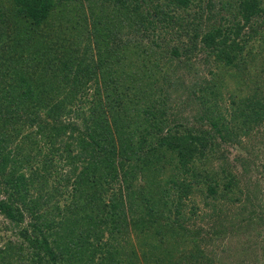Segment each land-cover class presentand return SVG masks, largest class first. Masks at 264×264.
Returning a JSON list of instances; mask_svg holds the SVG:
<instances>
[{"label": "trees", "instance_id": "obj_1", "mask_svg": "<svg viewBox=\"0 0 264 264\" xmlns=\"http://www.w3.org/2000/svg\"><path fill=\"white\" fill-rule=\"evenodd\" d=\"M201 1L0 0V213L12 234L0 246V264L94 263L82 253L91 245V228L78 219L50 222L40 217L45 205L61 213L55 198L51 201L61 193L68 197L64 209L70 215L75 211L88 225L94 223L95 208L111 238L121 231L128 238L131 230L147 239L149 228L155 226L156 242L165 243L169 233L180 227L179 208H187L185 200L163 201L159 190L168 181L156 177L164 172L165 163L176 160L174 187L187 194L191 185L187 174L194 172V162L221 156L230 134L250 135L262 129L264 137V19L259 22L262 29L252 19L264 17V1L259 5L245 0L251 9L219 18L211 2L207 12ZM49 17L54 22L48 24ZM126 25L136 33L150 27L174 29L175 39L194 42L184 55L201 44L206 84L183 82L189 93L185 101L195 98L202 106L190 115L193 123L175 114L169 117L170 95L165 89L178 82L169 73L155 87L159 98L147 106L136 100L133 103L140 108L129 107L123 101L128 89L137 93L143 80L153 77L151 71L162 54L154 52V39L149 37L147 45L143 36L123 41L116 37L110 47L105 34ZM48 27H58L61 36L47 37ZM68 28L79 37L65 35ZM179 49L167 48L164 58L182 57ZM125 62L126 83L120 81L123 73L118 74L124 71L118 66ZM222 90L231 93L228 101ZM136 93L131 98L141 100ZM61 162L68 167L63 172ZM119 173L125 194L133 180L141 182L138 187L132 184L136 191L131 189L126 201L128 211L136 216L130 221L116 219L117 211H122V194L110 204L100 196L101 181L118 178ZM216 173L220 184L225 180L239 190L235 172L228 175L222 167ZM126 242L123 238V249ZM199 251L180 252L176 264H191L190 256L192 264H216L214 260L199 263L197 259L204 257ZM117 259L109 258L107 264H132Z\"/></svg>", "mask_w": 264, "mask_h": 264}, {"label": "rangeland", "instance_id": "obj_2", "mask_svg": "<svg viewBox=\"0 0 264 264\" xmlns=\"http://www.w3.org/2000/svg\"><path fill=\"white\" fill-rule=\"evenodd\" d=\"M253 1L260 5L264 0H249V3L251 2V4H253ZM201 2L203 6L207 5L205 7L208 8V10L205 9L207 12L209 11L208 2H211L213 7L212 12L214 11L217 13V18H219L220 15L229 16L230 12H232V15H238L241 9L247 8L246 10H248V8H250L245 0L242 2L240 0H202ZM111 8V5H107L108 10ZM255 9H258V7ZM51 15L57 18L56 14ZM252 19L256 20L255 22L259 24L258 28L262 29V23L259 22H261L264 17H252ZM47 21L48 24L54 22H50V17ZM215 21L218 20L215 19ZM43 26L45 25L43 24L42 28ZM70 28L72 29L73 27ZM48 29L50 31L48 33L51 36L49 35L47 37L61 36V32L57 30L58 27H48ZM71 29L68 28L69 31L65 33V35L68 34V37H79V35L71 31ZM245 31L248 32V29ZM173 32L174 29H170V32H167V29L165 31V29H159L158 27H150L146 32L136 33L132 27L129 28L126 25L116 31L112 30V32H108L105 35L108 38L107 42L110 47L113 43L117 42V38L123 41L126 37L141 36L147 37L148 40L144 41V43L149 45L150 37L156 41L154 50V52L157 53L156 55H159V51H162V54H160V58L162 59H160V64L155 66V71H151L153 77L151 76L149 80H143L138 86L139 90L137 93L136 89H128L127 93L124 95L123 101L125 100V103L131 105L129 107H132V104H134L133 102L136 100H138V102L135 103H138L141 107L147 106L152 99L155 100V98H159L160 94L158 93V88L155 87L157 84L161 83L164 74L169 73L173 78L177 77L176 80L178 81L176 85H172V87L165 89L170 95V98L167 99V106L169 107L167 111L170 113L169 117L173 119L174 117L180 116L183 120L184 118H188L187 121L193 123L190 115L198 112V110L200 111L202 106L195 98H193L192 101L190 99L185 101L189 93L185 91L184 86L189 85L191 81L195 80L205 81L203 84H206L204 77H206L208 73L206 65L204 64L205 51L202 50V46L199 43L196 48L191 49L189 55L187 53L184 55V49L192 47L194 42L190 41L187 37H185V39H175ZM259 32L260 31H258V33ZM196 41H199V39H196ZM171 46L179 47V52L182 53V57L174 56V59L170 60L164 58L166 49ZM249 49L250 48H247L246 50ZM183 56L189 58V60H185ZM118 67H121L122 71L124 70L123 72L118 71L119 75L123 73V79L120 81L126 83L129 79L124 76L125 70H127V63L125 62V65ZM228 77L232 79V73H230ZM184 81L185 85L183 83ZM90 91H92V88L89 89V93ZM134 93L138 94L137 97L141 98V100L131 98ZM230 94V92L222 90L224 101L229 100L228 96ZM219 102L222 103L223 100ZM133 106L140 108V106H136L135 104ZM77 121V123H80L79 120ZM184 122H186V120H184ZM239 126L243 127L242 124ZM261 131L262 129H255L250 135L230 134V140L222 147L221 156H218L217 153L216 157H205L201 161L197 160L194 162L196 165L195 170H193L194 172L190 171V174H187L188 180L191 183L187 194H182L180 188L176 186L175 190L174 187L173 181L178 178L179 170L176 160H174L173 163H165L166 165L163 166L164 172L159 174L160 177H156L159 178V180L163 179L165 182L168 181V184H163L159 190L163 192V201L171 198L176 202L180 199L181 201L185 200L187 204V208H179L182 212L179 217L180 227H177L169 233L165 243L156 242L155 236L157 235V227L155 226L149 228L152 232L147 239H144L140 234H136V232L131 230L128 232V238L123 236V231H121L122 235L117 234L115 236L116 239L111 238V234L105 230L101 216V220H99V216L97 217L98 211L95 210V208L94 212L91 214L96 216L93 220L94 223L89 225L85 220L81 219L79 215L75 214V211L70 215L71 211L64 209L65 203H68V197L64 193L56 195L51 199L52 201L55 198V202L60 208L61 213L58 214L55 212L56 210L47 209L45 205V207L40 209V217L49 218L48 221L50 222L52 219L55 221L61 219L63 222L65 219H78L79 222L85 225V228H91V234L88 238L91 245L88 248L85 247L86 249L82 253L85 254V258H92L93 264H107L109 258L117 259L119 257L132 262V264H176L180 252L187 253L188 250H194L196 253L198 250L203 252L204 257H199L197 259L199 263H205L207 260H214L216 264H264V172L261 170V161L264 158V137ZM60 165L62 166L59 168L61 172L68 169L66 165H63V162H61ZM222 167L225 168L226 174L229 175V172H235L239 177V190L233 185H227L225 180H222L220 184L216 171H220ZM140 183L138 179L133 180L130 183V191L134 189L132 184L138 187ZM169 183L171 187L167 188ZM175 185L177 184L175 183ZM101 186L103 196L102 192L100 196L106 203H112L114 198L115 200H119L121 194L123 195L121 197L122 207L120 208L122 211L120 213V210L117 211L116 214L118 216L116 219L120 217L122 221L123 219L125 221H130L136 218L126 207V201L130 199L131 193L129 191V194H125L126 192L123 188V174L119 173L118 178L113 180L110 178H108L106 182L102 180ZM224 186L226 188H224ZM119 187L121 189H119ZM247 190L249 199H247L245 195ZM134 191L136 190L134 189ZM43 194L45 198H47L46 190ZM154 199L158 198L155 197L153 200ZM123 216L125 218H123ZM171 216L173 217L174 214H171ZM40 220L44 221V218ZM25 221L27 222L28 219L26 218ZM77 225H80V223H77L76 226ZM5 226H8L7 220L0 213V246L12 235L10 230L5 228ZM164 231L165 229L162 228L161 234L164 233ZM123 238L127 241L124 244L125 249H123ZM112 244H116V246H110ZM82 248L83 247H79V251H81ZM108 252H110V255ZM117 260L120 262L121 259ZM121 261L123 262V260ZM189 261H191L192 264L194 259H192L191 256L187 257V262ZM119 262L118 264L122 263Z\"/></svg>", "mask_w": 264, "mask_h": 264}]
</instances>
